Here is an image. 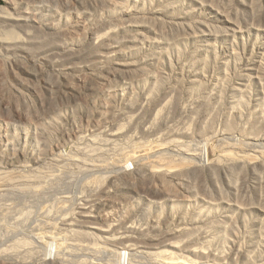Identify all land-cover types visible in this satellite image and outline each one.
Wrapping results in <instances>:
<instances>
[{
  "label": "rangeland",
  "instance_id": "rangeland-1",
  "mask_svg": "<svg viewBox=\"0 0 264 264\" xmlns=\"http://www.w3.org/2000/svg\"><path fill=\"white\" fill-rule=\"evenodd\" d=\"M7 1L2 0L0 10L11 12ZM14 1L20 5V0ZM75 2L71 0L69 13H64L67 22L73 13L83 11L90 26L105 21L95 31L93 44L106 35L107 43L122 50L114 60L132 64L139 72L119 74L98 59L93 66L81 62V67L91 69L86 71L90 80L86 72L77 78L72 74L68 83L75 95L63 81L60 92L66 96L62 97L56 90L47 91L42 78H25V100L8 93L7 85L0 82L1 139L6 136L15 148L38 154L43 147L39 130L44 127L50 135L45 134L50 138L44 149L47 154L40 155L37 165L9 166L3 157L13 155L12 150L0 157L5 167L0 170V264L14 260L19 264H188L189 259L196 264H264V170L252 168L264 158V0H113L83 6ZM59 22L65 23V17ZM2 29L6 28L0 18ZM78 32L73 41L88 43L84 31ZM89 52L84 47L81 54L85 57ZM49 59L55 68L51 73L49 63L45 64L43 75L48 73L46 78L52 80L63 63L57 56ZM24 133L34 142L26 141ZM105 133L109 136H102ZM78 149L85 150L84 155ZM193 151L199 154L195 158ZM71 157L88 165L71 162ZM60 158L68 159L67 164ZM229 158H245L248 165L237 167ZM193 164L201 170L194 166L191 174L181 177L184 183H169L176 188L175 196L166 200H155L146 192L147 184L138 175L144 165ZM110 179L115 185L109 184ZM129 183L139 191L131 192ZM105 187L110 199L103 195L108 206L100 209L113 212L106 216L111 222L102 221L114 220L110 228H122V233V225L130 221L134 225L126 227L141 226L153 234L155 223L157 231H178L175 239L188 235L191 248L206 256H192L184 244L176 256L181 259L172 256L175 261L161 255L159 246L146 243L128 252L104 242L108 235L98 232L86 234L88 240L78 238V229L89 230L84 224L78 222L80 228L77 222L70 227L61 224L68 217L76 221L83 200L92 193L102 195ZM133 208H142L143 217L135 215L134 220ZM116 220L122 222L117 225ZM98 221L102 228L109 224L94 222Z\"/></svg>",
  "mask_w": 264,
  "mask_h": 264
},
{
  "label": "bare ground",
  "instance_id": "bare-ground-1",
  "mask_svg": "<svg viewBox=\"0 0 264 264\" xmlns=\"http://www.w3.org/2000/svg\"><path fill=\"white\" fill-rule=\"evenodd\" d=\"M70 1L71 0H20V5L19 4L16 5V2L14 0H8L7 1L8 5L11 7L12 11L8 12L6 10H0V18H1V20L4 23V26L6 28L4 30L3 29L0 30V79L2 80V81L0 80V82H1V86L2 87L4 85H7L6 89L9 91L8 93H11V94L15 95L16 97L22 98L23 100H25L26 97H25L23 92L25 90H27V87H28V86H26L27 84L25 85V83H27L25 78H27V79L28 78H30V79L31 78L32 79H38V78L41 79L42 78L43 79L44 88L47 91H52L53 92V90H56V91H58L57 95H61L62 96L65 93L64 92H60V87L62 85V84L60 85V82L61 83L64 82V83H66L68 85V89L70 90L71 94L75 95L76 91L69 86L68 78L70 76H72V74L73 75L75 74L74 75L75 77L76 76L77 77H81L82 74H84L87 70H91V69H89L88 66L87 67L86 66L85 67H83V66L81 67L80 65H82V64H80V63L83 62L84 65H88L89 64V66H90V64L93 63V61H96L97 59L98 60H102L104 62H107L109 68L112 69L113 71H117L116 73L120 72V73H123V75H124V73L125 74L126 73H130V75L131 74L133 75L136 72H139L136 69H134L132 64L120 63V62L114 60V56H118V54L120 56L122 50L120 49L121 48L120 46H119L120 47L119 48V47H117L115 45L107 43V37H105L106 35L105 36L103 35L102 37H99V36H101V35H99L98 36L99 37V40H98L99 42L95 39V41H97L99 44H97V43H96L97 45L93 44V38L96 35L95 31L100 26L105 24L106 23L105 21L101 20L100 22L97 23V25L96 24H92V26H90V24H88L86 22V21H88L86 19L87 18V13L83 11V12L73 13L72 16H71V19H69L70 22H67L66 18H68L69 16L66 15V16H68V17H66L64 13H67V14L69 13L67 11L70 10V5H71ZM73 1H76L75 3L79 4L80 6H83L82 5L83 3H85V4L86 3H88V4L93 3L94 4V2H98V1H100V2H102L104 4L105 3L111 4V2L113 3V0H73ZM62 17H65V23L63 22V24H61L59 22L62 19ZM80 30H83L84 33L86 34L85 36H87V38H89L88 43H86V41L82 42V41H80V39L79 40L76 39L77 42L73 41L72 38L76 35V32L79 33L78 31H80ZM84 44H86V45H84ZM84 47H88L89 50H90L89 55L86 56L87 55L86 54L85 57L81 54V51H82V49ZM97 48L99 49L100 52L103 51V54H104L103 56L100 55V53H98L99 51L97 50ZM51 56H54V57L57 56L60 59V62H62L63 64L65 63L64 66H63V64L59 62V64H62L61 68L59 70L57 69L58 71L53 72L54 74H57L55 76H56V78H58V79L55 78L56 80L53 78L55 80V82L52 81L53 79L50 80L49 78H46V77H48V73H47L46 77L43 75V73L45 71H47L46 69H44L45 68L44 65L48 64V63L50 64L51 62H53V61L49 62V60H50L49 58ZM85 59L90 60V61H88L89 63L85 64ZM56 61H59V60H56ZM49 64H48V67L51 68L52 64H50L51 66H49ZM55 64H56V66L59 65L58 63H55ZM68 64L71 65L72 67L69 66ZM93 65H94V63H93ZM54 68H51V73H52V69H54ZM138 69H140V68H138ZM92 70H94V69L92 68ZM91 72H93V71H91ZM88 73H90V72H88ZM85 74H87V72ZM88 75L89 74H87V78L86 79L90 80V78H88ZM89 80H86L87 82L85 81L86 83H84V84H87ZM56 82L58 84H56ZM69 82H70V80H69ZM2 83H4V84L2 85ZM2 93H4V96H5V92H2ZM61 96H58V97L61 98ZM65 96H66V94H65ZM9 97H10V94H9ZM2 98H3V96H2ZM24 105H26V104H24ZM16 107H18V106H16ZM20 107H21V105H20ZM23 113H25V111ZM12 115H14V114H12ZM27 117H28V115H27ZM24 119H26V118H24ZM105 120H106V118H105ZM101 123L102 122H100V125H101ZM230 127H231V125H230ZM101 128H102L101 131H103V127L102 126H101ZM209 128H211V127H209ZM231 128H233V126ZM228 129H229V127H228ZM45 130H46V128L44 129V127H42L41 130H39L41 132V136H40L41 141L43 140L42 141L43 142V147L41 146L42 149L38 148L39 149L38 151H40V152H38V154H36L35 152L32 153V154H30L29 152L27 153V152H25L26 151L25 148L24 149H21V148H18V147L15 148V146L12 144L13 140H10V139L8 140V137H6L5 135H4L5 137L3 136L4 139H1L2 137L0 136V157L4 156L3 153H5V152H3V151H5V150H10L11 151L12 150V151H14L13 155H12L13 152L11 151L12 152L11 155H10V153H8L7 155H5L3 157V160H5L6 164H9V166L10 165L13 166V165H15L17 163H20V164L22 163L23 165H21V166H23V168H24V167H27L26 164L28 162H32V163L37 165L38 162H41V161H39V159L42 158L40 155H44V154L46 155L47 154V153H45V151L48 149V148L46 149V146L48 147V142H49L47 139H50V138H47V136H50V135H47L48 131L46 133H44ZM47 130H49V129L47 128ZM99 132L100 131H98V133ZM104 132H105V130H104ZM108 133H109V135L111 137L112 136L116 137V133H110V132H108ZM45 134L47 136H45ZM106 134L107 133H105V135H102V136H109L108 134L107 135ZM14 137H16V135ZM19 137H20V135H19ZM24 138L26 139V141L27 140H29V141L30 140L31 141L34 140L30 135H27V134H25ZM37 141H39V140L37 139ZM37 141H35V143ZM41 141H39V142H41ZM14 143H15V141H14ZM101 143H103V142H100V144ZM105 143H107V142H105ZM41 144L42 143H40L38 147H40ZM95 144H96V142H95ZM104 145L105 144H103V146ZM49 147H50V145H49ZM44 149H46V150H44ZM103 149H101V150H103ZM34 150H37V149H34ZM78 150H79L78 153L80 152V154H81V151L85 152V150H83V149H81V151H80V149H78ZM195 151H193V152H195ZM86 152H88V151H86ZM93 152L94 153L95 152L99 153V151H93ZM196 152L195 153L191 152V158H193L197 154ZM91 154L92 153H90V155ZM102 154H104V153L102 152ZM90 155H88V156H90ZM92 155H94V154H92ZM99 155H101V153H99ZM197 155H199V154H197ZM54 157H56V155ZM91 158H90V160H91ZM63 159L60 158L59 160H62L65 163L68 160L66 158H65L66 161L63 160ZM69 159H70V156H69ZM72 159H74L76 161H79L77 158H72L71 157V162L74 161ZM236 160L237 159H233V158H229L228 159V161H230L231 164L236 162L237 167L238 166L240 168H242L241 166H245V168L247 167L246 165H248V162L245 160V158H241V160H237V161ZM76 161H74V162L76 163ZM80 161H84V162H81V164L82 163H86L85 165L86 166L88 165L87 162H85V160L81 159ZM95 161H96V159H95ZM257 161L258 162L254 163L255 165H253L252 168H255V167L259 166L260 168H262L264 170V158L263 157L261 159L258 158ZM1 162H2V160H1ZM79 162L77 164H79ZM91 162L92 161H90V163ZM90 163H89V165H91ZM29 164L30 163H28V167H30L32 165L31 164L29 166ZM34 164L32 166H34ZM94 165H96V162H95ZM97 165H98V163H97ZM18 166L19 165L17 164V167ZM82 166H84V165L82 164ZM192 166L193 167L186 166V167H183V168L182 167L181 168H178V167H173V168L164 167L163 168V167H156V166L152 167V166L144 165V166L141 167V169H139L138 175L140 176L141 179L145 180L144 182L147 184V187H146L147 191L146 190H144V191L152 193V195L155 198V200L157 198L158 199L159 198H161V199H163V198L164 199L165 198L169 199V198L175 196V191L174 190L176 189L175 188L173 190L174 184L172 186L171 182L173 180L176 181V182L177 181L181 182L183 180L181 177H183V176L186 177L188 173H190V172L192 173V170H194L193 168H194V166H196V164L195 165L193 164ZM1 167H2V169H1ZM3 167L4 166H1V164H0V170H3L5 168V167L4 168ZM197 167L200 168L198 165L196 166V168ZM196 168H195V170H196ZM89 169H93V168H89ZM20 170H22V167L20 168ZM200 170H201V168H200ZM3 171H2V173H5ZM198 173H201V172H198ZM213 173H215V172H213ZM185 177H183V178H185ZM34 178L37 179L38 177L36 178V176H34ZM18 179H20V176L18 177ZM136 179H137V182H138V178H136ZM28 180L30 181L31 179H28ZM12 181L15 182L17 180L14 181V179H13ZM109 181H110L109 184H111V185H115V183H116L114 180H111V179ZM24 182H26V181H24ZM7 183L9 184V182H7ZM36 183H38V181ZM169 183H171V184H169ZM177 183H176V185H177ZM182 183H184V182H181V183H178V184H182ZM19 185H22V183L19 184ZM29 185H31V184H29ZM127 186L129 187L130 191L133 192V193H136L137 191H139L135 187H133L130 183ZM171 186H172V188H171ZM101 188H102V186H101ZM92 194L93 195L90 194L89 197H87L86 199L83 200V204L81 205V207L79 208V211L77 212V218L78 219L76 221H75L74 218L71 219V217H68V218L63 219V221L61 223L63 225H66L67 227L74 226L75 222H77V224H76L77 226H78V222L80 224H84V226L89 229L88 230L89 232L88 231L84 232L83 230L81 232V230H80L81 228L78 226L80 228V229H78L79 230V233H78L76 231L77 229L75 230L76 227L75 228L71 227L72 229H74L78 233L76 235V232H74V230H73L72 234L74 235V233H75V235L78 236V238H81V239L85 238L86 234H89V235L93 234V236L94 235H98V233L105 234V235H108V236H106V237H103L104 235L102 236L103 237L102 239H106V240H103L104 242L108 240L109 244H111V245H121L128 252H132V251L134 252V250L136 251V249L139 250L141 248H144V245H141L140 243H146L145 245H149V244L150 245H155L157 247L159 246V249L161 251L160 252L161 255H164V257L168 256L169 258L171 257L170 261H172L173 257L176 258L177 251H180V248L183 247V246H184V248L187 247L188 251H190L192 253V256H194V257L206 256L205 252L200 251L198 249L191 248L194 245L191 242V240H188L189 236L185 235V233L183 234V237L186 236L187 237V238H185L186 240L185 239L183 240V238L175 239V236H177V234L179 233L178 231H171V232L170 231H157V229H156L157 227H156L155 223H153V225H151V227H152L153 231H155L157 233H153V234L152 233H148L146 231V229L145 228H141V226H140V228H136V229L134 228L136 226L132 227L131 225H128L126 227L127 223H130V224L134 225V223H131L130 221L127 222V223H124V224L122 223L123 224L122 225L123 228L125 226V228H124L125 230H124V232L122 231V233L120 232L122 230L121 226H120L121 230L118 227V229L120 231L115 229L117 227L110 228V225L114 222V220H113L112 223L110 224L109 222H111V221L107 220L108 218L106 216L110 212V210L107 209L108 210L107 214H106V212L102 213L104 210H106V209H103L104 208L103 206L108 203V201L106 203L105 200H103V199H105V198H109L110 199V191L108 190V187H105L104 189H102V191H101L102 195H100V192H99V195H96V193L95 194L92 193ZM176 196H177V194H176ZM101 197H104V198L102 199ZM154 203H156V201ZM107 206H108V204H107ZM100 208L103 209L102 212H101ZM111 213H113V212L111 211L110 215H111ZM129 213H128V215H129ZM145 214L147 215L148 213L145 212ZM131 215L134 216L133 217L134 220L136 219L135 215H137L139 217H143L144 210H142V208L141 209L138 208V209L134 210V208H133V212H132ZM112 217H113V215H112ZM124 218H126V217H124ZM131 218H130V220H131ZM73 219H74V222H73ZM97 219L101 220L100 222H102L104 220H107L109 222L105 221V223L106 224L109 223V224L106 225V228L99 227V226H101L100 225L101 223L98 226L99 221L97 223L94 222ZM112 219L113 218H111V220ZM122 219H119V220H122ZM127 219H129V217ZM119 220H116L115 224L118 225V224H120L122 222V221H119ZM126 221H128V220H126ZM103 223L104 222H102V224ZM102 226H104V225H102ZM114 226H116V225H114ZM143 226H144V224H143ZM132 228H134V229H132ZM72 229H71V231H72ZM114 229L116 231H118L119 233H121V234L114 233ZM85 230H87V229H85ZM95 232H98V233L96 234ZM133 233H135L137 235H133ZM180 236L182 237V235H180ZM69 237L72 238L71 236H69ZM78 238H75V239H78ZM87 238L88 237L86 236L85 239L88 240ZM94 239L97 240V238H94ZM175 240H177V241L180 240V241L177 242ZM142 250H144V249H142ZM158 254H159V252H158ZM175 258H173L174 261H175ZM182 258L184 259L186 257H182ZM176 259L180 260L181 258L177 257ZM183 259L181 260V262L182 263L183 262L186 263L185 261H183ZM187 259L188 258H186V260ZM12 260L13 259H11V261ZM170 261H169V259H166L167 263H171ZM163 262L166 263L165 260ZM177 262H178V260H177ZM194 263L196 264L195 261H192V260L190 261V259H189V263L188 264H194ZM10 264H19V263H17L14 260V262L13 263L11 262ZM47 264H51V262L47 261ZM125 264H131V262L128 261Z\"/></svg>",
  "mask_w": 264,
  "mask_h": 264
},
{
  "label": "crops",
  "instance_id": "crops-1",
  "mask_svg": "<svg viewBox=\"0 0 264 264\" xmlns=\"http://www.w3.org/2000/svg\"><path fill=\"white\" fill-rule=\"evenodd\" d=\"M2 2V0H0V3Z\"/></svg>",
  "mask_w": 264,
  "mask_h": 264
}]
</instances>
